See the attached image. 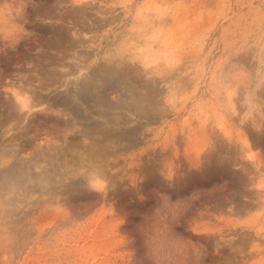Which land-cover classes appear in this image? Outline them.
<instances>
[{
  "label": "rangeland",
  "instance_id": "1",
  "mask_svg": "<svg viewBox=\"0 0 264 264\" xmlns=\"http://www.w3.org/2000/svg\"><path fill=\"white\" fill-rule=\"evenodd\" d=\"M0 264H264V0H0Z\"/></svg>",
  "mask_w": 264,
  "mask_h": 264
},
{
  "label": "bare ground",
  "instance_id": "2",
  "mask_svg": "<svg viewBox=\"0 0 264 264\" xmlns=\"http://www.w3.org/2000/svg\"><path fill=\"white\" fill-rule=\"evenodd\" d=\"M28 90V89H27ZM27 92L28 91H26V90H22V91H20L19 93H18V95L20 94V95H22V94H27Z\"/></svg>",
  "mask_w": 264,
  "mask_h": 264
}]
</instances>
